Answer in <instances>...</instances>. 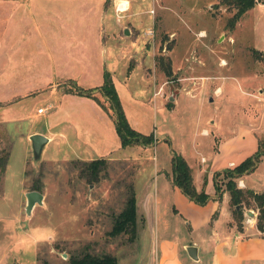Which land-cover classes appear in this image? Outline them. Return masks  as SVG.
Masks as SVG:
<instances>
[{"label":"rangeland","instance_id":"obj_1","mask_svg":"<svg viewBox=\"0 0 264 264\" xmlns=\"http://www.w3.org/2000/svg\"><path fill=\"white\" fill-rule=\"evenodd\" d=\"M153 2L151 5L150 0H145L138 5L145 9L151 5L150 13L140 11L139 16L147 21L150 15L153 17L152 25L148 26L150 32L143 33L142 41L145 47L152 45L155 51L153 68L160 97L151 95L154 85L151 75H144L137 68L126 78L120 72L115 73L127 111L130 116L139 115L143 122L140 128H149L154 138L148 144L132 141L112 154L140 153V167L134 174L137 160L106 158L96 178H92L83 163L86 160L69 158L73 156L72 151L63 143L52 141L44 146L41 142L35 148L30 140H25L23 133L30 118L13 122L4 181L0 171V264H59L69 254L80 255L85 251L113 255L115 264H144L151 242L148 232H141L140 238L131 240L128 231L107 233L130 188L136 196H146L145 183L156 164H166L169 168L166 153H193L195 140L202 138L211 142L216 132L228 139L233 128L240 136L239 139L237 135L235 142L225 143L216 156V163L230 158L237 164L254 153L258 128L253 110L264 106V101L255 96V87L261 85L264 89V53L259 54L250 47L249 14H241L237 19L240 26L233 30L234 25L228 27L226 22L235 8L225 0ZM129 40L126 41L136 49V40ZM221 59L224 64L217 67ZM214 66L218 70L214 78L222 93L212 100L206 83L212 79ZM186 74H193L192 91L187 87L191 78H185ZM244 76L247 83L242 80ZM257 80L258 84L252 85ZM43 104L33 99L23 101L22 107L30 112L31 108ZM209 113L216 118L215 127L205 123ZM202 126L208 131L211 129L208 135L199 134ZM2 135L0 129V149L7 144ZM201 152L209 156L211 146L201 147ZM257 163L243 174V179L262 191L264 160ZM23 167L21 186L18 177ZM223 179L221 174L216 178L220 185ZM200 182V188L206 192L208 177L204 173L200 175ZM30 189L42 193V203H34L27 214L24 192ZM184 197L181 191L176 196L171 192L173 205L180 215L195 214V208ZM229 208L231 215L230 203ZM241 209V222L245 224L249 208ZM138 242L142 243L140 248ZM180 254L184 252L181 250Z\"/></svg>","mask_w":264,"mask_h":264},{"label":"crops","instance_id":"obj_2","mask_svg":"<svg viewBox=\"0 0 264 264\" xmlns=\"http://www.w3.org/2000/svg\"><path fill=\"white\" fill-rule=\"evenodd\" d=\"M119 1L0 0V129L6 138L5 149H8V153L12 143L11 124L30 118L23 133L25 140L31 141V135L40 134L45 137L44 146L52 141L63 143L72 151L73 156L69 158L74 159L131 158L138 162L136 170H133L135 174L140 167V153L112 154L115 149L125 146H120L108 111L92 96L66 89L71 86V81L82 88L98 86L103 71H109L128 124L141 133L150 132L149 128H140L143 122L139 115L130 116L127 111L116 84L115 73L120 72L126 78L137 68L142 74L151 75L154 78L151 95L160 97L153 68L155 51L152 45L145 47L142 41L143 33L150 29L148 26L152 25L153 17L150 15L147 21L139 16L140 11L150 13L154 0H150L151 5L146 9L138 5V2L141 5L145 0H126L127 5L123 9L119 8ZM133 4L135 7H132ZM243 13L249 14L250 47L262 54L264 0H256ZM144 20L146 30L142 28ZM237 26H240L239 20L234 23L233 30ZM130 38L136 40V49L128 43ZM169 57L173 65L172 56ZM223 62L221 59L217 67H222ZM212 70V79L208 80L206 87L213 100V96L220 95L222 89L214 78L218 76V70L215 66ZM184 77L191 78L187 87L192 91L195 87L193 74ZM242 80L247 83L245 76ZM258 81H253L252 85ZM255 88L259 91L262 86L257 85ZM93 95L105 104L104 97L97 89ZM33 99L41 100L44 104L31 108L29 112L22 107V102ZM253 111L257 116L254 124L258 128L255 134L256 150L257 137H262L264 143V106ZM205 123L215 127L217 121L209 113ZM209 131L202 126L198 132L206 136ZM229 133L228 139L216 132L212 134L211 142H205L202 138L195 140L193 153L179 152L191 169L196 189L201 187L200 175L204 173L208 177L205 190L209 199L205 203L198 204L184 197L195 208V214L182 216L173 205L171 192L176 196L180 190L171 182L170 165L168 168L166 164H156L145 183L146 196L142 198L134 193L135 237L140 238L144 231L151 237L144 264H264V231L255 227L256 207L250 199L249 204L242 206L249 208L246 211L248 217L245 224L240 221L238 228L234 215L229 213L227 191H222L219 197L214 193L213 172L236 164L230 158L216 163V156L225 143L237 141V135L240 139L235 129H230ZM206 145L212 149L209 156L201 152V147ZM170 154L165 155L169 162ZM263 160L264 155L258 162ZM23 172L24 167L18 177L21 186ZM244 173L236 177L237 186L260 191L243 179ZM2 174L4 181L6 162ZM214 212L216 214L212 217ZM253 229L255 231L251 232ZM138 244L140 248L142 243ZM190 244L196 247L194 259L185 249ZM181 250L184 255L180 254Z\"/></svg>","mask_w":264,"mask_h":264},{"label":"trees","instance_id":"obj_3","mask_svg":"<svg viewBox=\"0 0 264 264\" xmlns=\"http://www.w3.org/2000/svg\"><path fill=\"white\" fill-rule=\"evenodd\" d=\"M225 2L231 4L235 9L227 19V26L232 27L235 21L240 15L249 9L256 0H225ZM258 53V51H256ZM70 87L66 88L68 91H72L78 94H84L95 98L100 105L106 109L112 118L115 132L118 136L120 146L129 145L132 141L148 144L153 140L152 132L141 133L138 130L131 127L124 115L118 94L114 88L110 72L107 70L103 71L102 81L98 86L82 88L76 85L73 81ZM98 90L104 97V102H101L95 95L94 90ZM169 104V102L167 103ZM264 155V143L262 137H257L256 150L253 154L246 156L239 163L225 167L221 170L213 172V186L214 193L217 197L220 196L222 191H227L229 195V203L232 206V214L237 221V227H240L239 221L242 219V206L251 203L256 207L255 227L259 231H264V190L253 191L249 188H241L237 186L236 177L251 170L260 156ZM8 156V149H0V171L3 170L6 159ZM86 169H88L92 178H96L98 170L105 163V158L98 157L88 161H83ZM224 177L220 185L216 178L218 175ZM170 179L172 184L176 185L184 196L198 204H203L209 199L208 193L203 188L196 189L192 179L191 169L186 163L183 156L179 153L170 154ZM35 188V187H32ZM237 205V208L235 207ZM215 213V212H214ZM212 214V217L214 215ZM135 226H136V210H135V195L132 188H130L127 197L125 198L124 204L119 212L115 215L113 223L110 229L107 231L108 234L114 235L120 232H130L128 239L135 237ZM116 259L113 255L102 254L95 255L90 254L88 251L81 253L80 255L69 254L67 259L59 264H115ZM43 264H49L44 262Z\"/></svg>","mask_w":264,"mask_h":264},{"label":"water","instance_id":"obj_4","mask_svg":"<svg viewBox=\"0 0 264 264\" xmlns=\"http://www.w3.org/2000/svg\"><path fill=\"white\" fill-rule=\"evenodd\" d=\"M169 99H172V96L169 95L168 97ZM211 97H209L210 99ZM31 142L34 144V147L37 148L41 142H44L45 137H43L40 134H33L30 137ZM24 197H25V204H24V211L25 213H29L33 204L37 203L40 204L42 203V193L36 189H30L24 192ZM235 207L237 208V205H235ZM187 254L191 257V258H196V247L192 244L187 245L185 247Z\"/></svg>","mask_w":264,"mask_h":264},{"label":"built area","instance_id":"obj_5","mask_svg":"<svg viewBox=\"0 0 264 264\" xmlns=\"http://www.w3.org/2000/svg\"><path fill=\"white\" fill-rule=\"evenodd\" d=\"M147 32H150V30H148ZM256 98L261 99L262 101H264V89H259V91L256 92L255 94ZM41 108H38V111H40Z\"/></svg>","mask_w":264,"mask_h":264},{"label":"bare ground","instance_id":"obj_6","mask_svg":"<svg viewBox=\"0 0 264 264\" xmlns=\"http://www.w3.org/2000/svg\"><path fill=\"white\" fill-rule=\"evenodd\" d=\"M127 2L126 0H121L118 2V6L121 7V9L126 8Z\"/></svg>","mask_w":264,"mask_h":264}]
</instances>
